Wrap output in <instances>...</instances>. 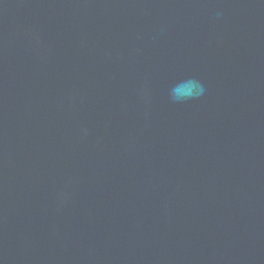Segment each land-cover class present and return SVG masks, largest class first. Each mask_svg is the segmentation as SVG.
<instances>
[{"label": "water", "instance_id": "95a60500", "mask_svg": "<svg viewBox=\"0 0 264 264\" xmlns=\"http://www.w3.org/2000/svg\"><path fill=\"white\" fill-rule=\"evenodd\" d=\"M0 264H264V0H0Z\"/></svg>", "mask_w": 264, "mask_h": 264}, {"label": "clouds", "instance_id": "9594fccd", "mask_svg": "<svg viewBox=\"0 0 264 264\" xmlns=\"http://www.w3.org/2000/svg\"><path fill=\"white\" fill-rule=\"evenodd\" d=\"M181 83L189 85V87L181 91H176V89L172 87L169 95L174 102H183L185 100L199 98L205 91L203 84L196 79L190 78Z\"/></svg>", "mask_w": 264, "mask_h": 264}]
</instances>
